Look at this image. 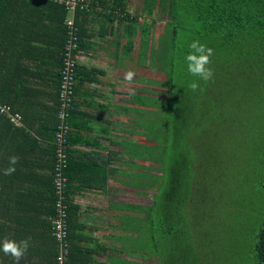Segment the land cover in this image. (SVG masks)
<instances>
[{
	"label": "crops",
	"instance_id": "0c3cea01",
	"mask_svg": "<svg viewBox=\"0 0 264 264\" xmlns=\"http://www.w3.org/2000/svg\"><path fill=\"white\" fill-rule=\"evenodd\" d=\"M27 1L0 0V89L25 113L23 127L0 125V243L30 237L20 264H54V215L48 208L54 205L55 139L48 109L58 107L69 12L48 0ZM87 2L76 12L81 39L66 172L70 263L144 262L132 253L139 231L134 218L142 219L149 204L135 200H148L151 173L148 148L133 121V94L146 68L134 53L145 26L153 25L155 41L160 10L150 17L144 0ZM129 71L131 82L125 80ZM13 155L19 157L16 171L5 175ZM0 264L13 261L0 251Z\"/></svg>",
	"mask_w": 264,
	"mask_h": 264
},
{
	"label": "trees",
	"instance_id": "16d2710c",
	"mask_svg": "<svg viewBox=\"0 0 264 264\" xmlns=\"http://www.w3.org/2000/svg\"><path fill=\"white\" fill-rule=\"evenodd\" d=\"M48 1L54 5L57 4L63 11H67L63 4L53 0ZM29 2L25 0L24 3ZM144 8L150 17L159 9L163 15L166 14L170 19L166 22L165 32L158 41L161 42L163 51L161 57L164 61V68H161V72H165L162 87L166 89L161 91V94L165 96L161 99V112L166 120L165 135L161 136V185L152 203L144 207L143 211L145 215L151 214L153 230L160 236L161 258L159 257L157 264H202L203 243L201 239L200 242H197L201 235L196 230L193 238L188 232L191 229L189 226L191 219L187 214L189 203H198L196 198L204 199V193H201L199 184L201 176L197 173L198 170L192 173V163H188V158L192 155L191 152L197 149V145L193 146L189 133V129L197 124L195 115L199 114L197 112L200 110V108H195V103L200 98L204 101L208 85L212 84L213 87L216 84L227 85L233 78L237 81L239 75L237 74L238 69L235 67L240 66L242 70L250 71L254 65L257 68L254 70L259 72L260 78L264 81V0H144ZM64 18L65 21L66 17ZM152 27L153 25H147L142 30L143 39L140 42V50H138L137 61L140 66L147 68L152 66L148 58L151 60V55L155 54L154 47L150 46L154 45ZM193 40H199L214 49L210 65L214 76L210 82L199 81L200 88L195 92L190 89L189 84L198 78L187 73L184 60L189 50L188 44ZM160 51L161 48L156 49V52ZM141 79L145 80L140 78L136 83L142 84ZM153 88L155 89V87ZM145 90L143 91L145 92ZM136 94L133 102L135 110L139 111L143 104L147 103H145L144 97ZM0 95L2 101L11 104L14 111L22 109L16 106V101L10 99L4 89H0ZM217 95L220 96V94ZM19 96L20 94L17 99ZM33 96L35 99L36 95ZM73 104L69 110L70 116L67 118L71 128L74 113ZM217 104L219 105V116H221L222 101L218 100ZM33 108L35 107L32 106ZM48 110V116L51 115L52 120L49 123L53 125L55 139L57 125L61 122L58 114L59 100L56 109L51 106ZM24 115L25 113H23ZM189 122H192L191 126ZM4 124L10 129L17 127L5 114L0 113V125ZM137 125L144 127L141 124ZM208 129L206 127L205 131ZM135 135H138L145 144L146 134L144 132L136 130ZM68 143H70V134ZM134 147L136 148L135 144ZM149 147L148 144V149ZM55 201L54 189V205L52 210L48 208L49 214L52 212L55 215ZM68 220L70 224V204ZM258 227L252 242V250L258 261L264 264V221ZM51 233L53 235V227ZM186 236H189V239ZM52 239H54V245L57 244L54 255V264H56L58 242L54 235ZM155 246L156 252L159 253L157 244ZM71 254L72 249L69 255V264H71ZM140 255L143 256V253L139 252ZM127 263L148 264L139 261Z\"/></svg>",
	"mask_w": 264,
	"mask_h": 264
},
{
	"label": "rangeland",
	"instance_id": "374dc122",
	"mask_svg": "<svg viewBox=\"0 0 264 264\" xmlns=\"http://www.w3.org/2000/svg\"><path fill=\"white\" fill-rule=\"evenodd\" d=\"M155 16L160 24L155 28V43L150 45L155 50L151 60L148 58L152 66L144 68V75H138L145 79V84L139 87L146 90L140 93V88H135L148 106L143 104L139 111L132 107L136 111L134 128L144 129L146 140L143 146L146 145V149L148 144L150 146L151 171L148 200L135 201L148 205L161 185V136L165 135L166 128L165 116L161 112V99L165 97L161 91L166 90L162 87L164 61L161 42L158 41L170 17L161 12ZM160 48L161 51L156 52ZM137 57L135 52L134 59ZM235 68L239 75L237 81L233 78L227 85H208L204 101L200 98L195 103V108H200L199 114L195 115L197 124L189 129L193 146L197 145V149L191 152L188 163H192V173L198 170L201 176L199 184L204 199L196 198L198 203L187 206L191 219L188 232L193 238L196 230L201 235L197 242L201 239L203 243L202 264H262L253 254L252 242L258 225L264 221V81L254 70L257 69L254 65L250 71L242 70L240 66ZM218 100L222 101L221 116ZM206 127L208 131H205ZM134 225L139 231L132 239L133 255L144 259L145 263L157 264L161 258V242L151 225V214H144L142 219L135 217Z\"/></svg>",
	"mask_w": 264,
	"mask_h": 264
},
{
	"label": "built area",
	"instance_id": "2783aa9c",
	"mask_svg": "<svg viewBox=\"0 0 264 264\" xmlns=\"http://www.w3.org/2000/svg\"><path fill=\"white\" fill-rule=\"evenodd\" d=\"M63 4L69 12L66 19L67 37L63 47L62 66L60 69V83L58 89L59 117L61 122L57 125L55 134V166L53 184L56 194V212L53 220V235L58 242L56 264H69L71 252L69 228V204L67 196L68 177L66 170L69 165L68 136L71 126L67 121L70 116L75 96L77 56L80 46V30L76 23V12L88 7L87 0H53ZM0 113L5 114L11 123L17 127L23 126V115L14 111L11 104L3 102L0 95Z\"/></svg>",
	"mask_w": 264,
	"mask_h": 264
},
{
	"label": "clouds",
	"instance_id": "9594fccd",
	"mask_svg": "<svg viewBox=\"0 0 264 264\" xmlns=\"http://www.w3.org/2000/svg\"><path fill=\"white\" fill-rule=\"evenodd\" d=\"M188 52L186 53L184 60L186 63V71L189 75L197 77L198 80H193L189 87L195 92L200 88L199 81L205 83L210 82L214 76V71L210 67L212 63V56L214 49L199 40H193L188 44ZM134 77V72L129 71L125 80L131 82ZM19 162V157L13 155L9 157L10 167L4 170L5 175H11L16 171L15 165ZM30 247V237L17 241L12 238L5 237L0 243V251L5 256H8L13 261V264H20L25 258L26 253Z\"/></svg>",
	"mask_w": 264,
	"mask_h": 264
}]
</instances>
